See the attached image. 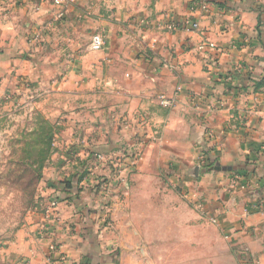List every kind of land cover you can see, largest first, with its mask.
Returning a JSON list of instances; mask_svg holds the SVG:
<instances>
[{"label":"crops","instance_id":"1","mask_svg":"<svg viewBox=\"0 0 264 264\" xmlns=\"http://www.w3.org/2000/svg\"><path fill=\"white\" fill-rule=\"evenodd\" d=\"M68 2L62 20L55 17L58 7L37 2L36 17L48 11V26L30 42L31 64L25 73L38 77L43 58L51 67L59 55L55 75L47 81H59L64 93L92 94L106 102L97 105L96 125L85 123V115L69 117L75 129L63 134L62 148L80 161L108 153L129 142L136 121L145 119L150 126L144 127L141 139L146 142L143 160L154 154L152 147L159 154L178 153L183 146L208 152L206 157L220 171L198 181L204 186L201 195L208 197L207 217H217L238 264L244 259L264 264V85L257 87L264 78V0ZM187 20L198 21L199 30L166 29ZM95 34L104 39L101 51L90 48ZM4 35L0 33V72L12 52ZM202 43L211 49L202 52ZM161 98L169 106H161ZM122 120L133 125L131 131L122 129ZM151 137L153 142L144 140ZM77 165L79 161L70 167ZM234 174L244 177L231 188ZM64 177L72 185L67 189L53 180L42 188V206L48 200L58 202L55 219L44 227L42 212L30 217L12 242L0 246V264H50L51 243L60 244L70 262L117 264L103 236L108 229L102 214L86 208L90 200L76 191L70 173Z\"/></svg>","mask_w":264,"mask_h":264},{"label":"rangeland","instance_id":"2","mask_svg":"<svg viewBox=\"0 0 264 264\" xmlns=\"http://www.w3.org/2000/svg\"><path fill=\"white\" fill-rule=\"evenodd\" d=\"M38 1L55 6L54 0H0V33L12 44L0 72V246L12 242L30 217L42 211L44 184L53 180L63 183L65 190L66 185L72 186L64 177L70 173L76 191L90 200L86 208L102 214L101 222L108 229L103 236L117 264H238L217 217H207L205 211L208 197L201 195L204 186L198 181L208 172L220 171L208 152L206 157L203 151L191 152L183 146L178 153L159 154L152 147L154 154L143 160L146 142L141 139L149 125L145 119L136 121L129 142L108 153L89 154L80 161L62 148L63 134L75 129L69 117L85 115V123L96 125L100 119L97 105L106 99L64 93L58 89L59 81L49 83L48 76L54 77L61 61L59 55L51 67L43 58L38 77L25 73L31 64L30 42L48 26L44 19L48 11L36 17ZM56 7L55 17L62 20L64 6ZM22 63L26 64L23 70ZM154 113L163 116V112ZM119 124L132 130L126 120ZM149 139L144 140L153 142ZM190 159L199 162L193 165ZM77 161V167H70ZM243 177L232 175L231 188ZM59 250L70 262L64 249ZM55 256L48 251L50 264Z\"/></svg>","mask_w":264,"mask_h":264},{"label":"built area","instance_id":"3","mask_svg":"<svg viewBox=\"0 0 264 264\" xmlns=\"http://www.w3.org/2000/svg\"><path fill=\"white\" fill-rule=\"evenodd\" d=\"M67 0H54V5L55 6H59L62 8V6H65ZM200 9L202 11H205L207 9V6L204 2L201 3L200 5ZM63 16V12H59V17ZM200 28L199 22L196 20H187L184 22H180V23H176V24H168L166 26V29L169 32H177L180 30L183 31H187V32H196L198 31ZM91 50L93 51H100L103 46H104V40L101 36L99 35H95L92 38L91 41ZM210 46H208L205 43H202L201 46L199 47V50H201L202 52H206L207 50H210ZM160 105L163 107H167L169 106V101L161 98L160 99ZM57 206H58V202L56 199H52V200H48L42 207V216H43V221L44 224L43 226L45 227L47 223H49L50 221H53L56 217V210H57ZM49 251L55 255L52 264H72L70 262H68L65 254H63V251H60L59 249H62L61 246H58L54 243H51L50 246L48 247ZM243 264H252V262L249 259H244L243 260Z\"/></svg>","mask_w":264,"mask_h":264},{"label":"trees","instance_id":"4","mask_svg":"<svg viewBox=\"0 0 264 264\" xmlns=\"http://www.w3.org/2000/svg\"><path fill=\"white\" fill-rule=\"evenodd\" d=\"M264 85V78L262 79V82L260 83V85H258L257 87L263 86Z\"/></svg>","mask_w":264,"mask_h":264}]
</instances>
